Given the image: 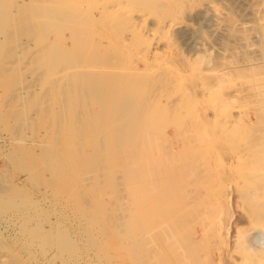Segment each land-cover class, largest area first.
I'll list each match as a JSON object with an SVG mask.
<instances>
[{
  "label": "rangeland",
  "instance_id": "obj_1",
  "mask_svg": "<svg viewBox=\"0 0 264 264\" xmlns=\"http://www.w3.org/2000/svg\"><path fill=\"white\" fill-rule=\"evenodd\" d=\"M22 1L6 3V29L0 32V66L6 64L4 72L0 68V264H134L137 257L128 249V185L113 172L121 191L117 206L107 187L109 161L92 157L101 147L82 144L100 138L93 135L92 120L86 124L88 138L68 126L75 121L73 109L84 105L68 103L73 87L65 77L82 69L95 75L137 73L145 99L165 107L170 117L183 113L192 125L198 122L195 127L206 125L208 139L201 138L218 147L224 155L218 169L227 170L232 152L249 144L264 148V0H108L113 7L128 1L142 25L154 24L149 40L134 39L122 31L125 24L108 26L100 35L86 30L76 41L65 33L59 45H71L64 48L69 64L47 49L52 31L33 30L29 17L17 23L19 10L28 16L45 0ZM96 1L82 0L97 14ZM200 55L202 62H195ZM94 104L90 109L98 108ZM229 115L235 122L230 135L213 124L217 118L224 124ZM171 123L165 122L166 133L177 135ZM247 209L237 211L247 216Z\"/></svg>",
  "mask_w": 264,
  "mask_h": 264
},
{
  "label": "bare ground",
  "instance_id": "obj_2",
  "mask_svg": "<svg viewBox=\"0 0 264 264\" xmlns=\"http://www.w3.org/2000/svg\"><path fill=\"white\" fill-rule=\"evenodd\" d=\"M7 2L9 0H0V32L6 29ZM57 2L60 3L59 11L55 5ZM123 2L113 7L110 6V1L100 0L95 14L92 10H87L88 7L91 9L89 2L85 5L86 2L82 0L74 3L66 0H45L37 12L27 16L22 8L18 12V19L14 18L18 20L17 23L22 24L25 22L24 18L29 17L34 22L31 21L34 24L33 30L52 31L54 39L46 44L47 49L50 52L57 51V55L62 57H59L63 61L61 64H69L68 61L64 63V48L70 49L71 45L64 48L59 45L65 40V33L70 34L72 41H76L78 35L86 30L100 35L108 26L118 27L125 24L126 27L123 25L124 29L121 30L126 28V32L134 39L140 41L141 38L152 35L154 24L142 25L139 21L142 18L133 16L134 10L130 8L129 2ZM134 3L136 2L131 4ZM13 4L14 2L10 3L11 6ZM34 5L37 6H32ZM12 9L11 14L14 16L17 11ZM40 38L45 41L41 36L39 41H43ZM142 39L140 42L143 43ZM2 47L0 42V49ZM201 58L202 55L198 56L195 62L201 63ZM93 61L96 62L95 59ZM2 65L4 68L6 64ZM93 74L82 69L75 75L67 74L65 77L67 83L73 87L67 98L68 103L71 106L75 102L84 105L83 108L73 109L74 115L71 117L75 121L72 120L73 123L68 126L78 129L79 133H76L88 138L92 135L86 130V124L89 123L88 120H92L93 135L100 138H92L82 144L101 147V151L94 153L92 157L109 161L110 165L105 167L108 179L110 178L107 187L114 190L115 203L120 207L121 191L116 189L118 186L115 187L119 184L113 172L118 171L125 178L129 201L127 223L129 232L132 231L128 249L137 257L134 264H264V148L258 149L259 147L249 144L244 149L232 152L228 155L230 159H227L231 163L227 165L229 169L219 170L224 162L219 161L224 155L221 157L218 147H210L211 144L209 146L204 143L203 138L208 139L205 124L203 129L195 127L198 122L195 121L196 124L192 125L189 120L191 117L188 119L183 113L170 117V111L167 113L165 107L156 105L150 98V101L145 99V94L139 87L143 83L140 80L141 83L138 84L137 73L135 75L128 71L109 75ZM110 81L113 83L108 84ZM92 101H95L97 109H90ZM80 112H85V115L80 116ZM227 118L224 124L218 118L213 124L221 126V129L224 127L226 132L232 130L234 116L229 115ZM165 122H172L179 129V133L169 136ZM231 132L227 134L230 135ZM178 139L181 144H178ZM235 163L237 170L232 165ZM256 167L259 169L256 170ZM232 169L238 174L232 172ZM114 175L118 177L117 174ZM230 187L237 193L236 201L231 200ZM103 204L100 203L102 208ZM242 206L248 208L247 216L237 211Z\"/></svg>",
  "mask_w": 264,
  "mask_h": 264
}]
</instances>
